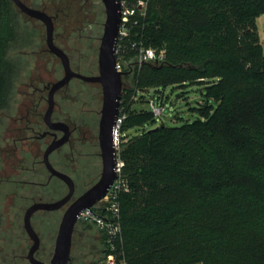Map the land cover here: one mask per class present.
Wrapping results in <instances>:
<instances>
[{"label":"trees","instance_id":"obj_1","mask_svg":"<svg viewBox=\"0 0 264 264\" xmlns=\"http://www.w3.org/2000/svg\"><path fill=\"white\" fill-rule=\"evenodd\" d=\"M146 1L144 42L166 55L139 69L125 66L122 76L133 75L134 85L121 94L126 260L264 264V46L255 29L264 0ZM14 7L0 0V112L12 88L6 52L15 38ZM173 79L202 87L199 117L155 125L150 110H130L137 90L162 89ZM233 80L244 84L227 89ZM103 244L98 264L107 254L104 235Z\"/></svg>","mask_w":264,"mask_h":264},{"label":"flooded vegetation","instance_id":"obj_2","mask_svg":"<svg viewBox=\"0 0 264 264\" xmlns=\"http://www.w3.org/2000/svg\"><path fill=\"white\" fill-rule=\"evenodd\" d=\"M50 12L52 42L67 56L70 70L86 77L97 76L99 74V47L105 22V9L102 1L100 0V6H97L96 0H54ZM36 20L40 21L39 19ZM41 23L43 24V22ZM43 26L45 28L44 24ZM45 44L46 50L58 62V65L56 64V76L53 81L45 83L39 81L31 85L32 93L35 94L33 108L28 107L25 112L22 111L12 116L13 125H9L8 130L15 133L12 137L14 148L11 149L15 155L14 161L21 163L27 155V153L24 155L20 153V148H17L18 144L23 147L22 143L32 142L35 148L34 155L37 157L32 161V164L34 166L35 163H38L44 167L47 172L46 180H31L19 176L9 177L6 181L9 185L37 187L36 190L34 188L32 195L20 197L23 199L21 206H24V213L34 203L56 202L64 198L69 192L68 183L61 177L51 174L44 159L46 150L53 146L47 156L48 162L56 171L71 180L73 190L70 198L60 207L50 210L38 209L31 215V225L39 238V247L34 256L48 263L53 250H49L48 240L43 241L36 227L49 226L48 223H51L52 226L58 223L59 226L66 208L93 186L100 179L103 171L99 126L103 94L99 82L76 76H72L64 84L53 88V85L64 77L65 70L61 59L50 51L46 42V35ZM50 94L52 106L50 116L46 120L45 115L49 108ZM121 103L120 97L117 116L122 109ZM116 119L110 125L115 160L114 132ZM36 217H38V225L34 224L33 219ZM22 227L24 229L23 221ZM24 233L32 244V240L25 229ZM73 235L74 231L72 239ZM72 244L71 241V249ZM19 251L21 250L19 249ZM27 254L24 256L26 259ZM17 257L22 258L21 255H13V258ZM68 264L98 263L88 262L84 254L79 255L77 259H72L70 250Z\"/></svg>","mask_w":264,"mask_h":264},{"label":"rangeland","instance_id":"obj_3","mask_svg":"<svg viewBox=\"0 0 264 264\" xmlns=\"http://www.w3.org/2000/svg\"><path fill=\"white\" fill-rule=\"evenodd\" d=\"M21 1L27 6L49 15L54 0ZM96 1L97 6H100V0ZM14 12L15 38L6 52V58L13 66L12 88L8 105L0 112V216L2 219L0 226V264H29L24 256L27 254L31 242L26 237L22 227L24 206H21L23 199L20 197L32 195L34 188L36 190L37 187L9 185L6 179L21 176V178L27 177L31 180L45 181L47 172L38 163L33 166L32 161L37 157L34 155V145L30 141L22 143L23 147L18 144L17 148H20V153L23 155L27 153V155L21 163L14 161L15 155L11 149L14 148L12 137L15 133L9 132L8 129L9 125H13L12 116L22 111L25 112L28 107L33 108L35 94L32 93L31 85L39 81L40 83L53 81L58 62L46 50L43 24L21 13L16 7H14ZM255 29L261 45L264 46V14L256 18ZM160 49L165 50L164 47ZM132 81L133 75L131 79L122 81V87L131 88L134 86ZM178 81V79H173L169 82L170 85H163L166 87L162 89L150 87L137 90L130 99L132 101L130 110L133 112L149 110V99L156 98L165 106V111L160 118H157L155 125L163 123L166 126H178L185 121L199 117L200 114L196 107L198 102H204L201 98L202 87L199 84L179 86L176 84ZM203 82L206 83V81ZM243 84L236 80L225 81L227 89ZM37 219L38 217L33 219L36 225H38ZM48 224L49 226L36 228L43 241L48 240L49 250H53L58 223L54 226L51 223ZM74 229L72 259H77L79 255L84 254L88 262H98L103 256L102 250L104 249L102 232L94 225L82 223H76ZM13 255H21L22 258H13Z\"/></svg>","mask_w":264,"mask_h":264},{"label":"water","instance_id":"obj_4","mask_svg":"<svg viewBox=\"0 0 264 264\" xmlns=\"http://www.w3.org/2000/svg\"><path fill=\"white\" fill-rule=\"evenodd\" d=\"M11 1L20 10L21 13L29 17L39 19L45 25L47 45L50 51L55 53L61 59L63 68L65 70L64 77L57 83H55L53 85V88L64 84L72 76L80 77L85 80L96 81L99 82L102 86L103 100L99 126L100 142L103 156V171L100 179L88 190H86L81 196L76 198L64 211L55 237L53 254L48 263L43 262L35 258L34 256L35 251L39 247V238L31 225V215L38 209L50 210L60 207L70 198L73 190L71 180L67 176L56 171L48 162L47 156L53 149V146H50L44 154L46 166L51 174L61 177L68 183L69 192L64 198L56 202H39L32 204L28 207L23 216L24 229L32 240V244L27 254L29 263L68 264L70 259L72 234L75 224L77 223V216L83 209L89 208L106 194L116 175V160L114 155L115 149L113 148L112 144L113 138L111 136L110 125L115 122L119 99L121 97L122 91V73L117 71L115 68L114 55V47L120 23V6L118 0H101L105 9V22L98 54L99 74L94 77H86L72 72L69 68L67 56L63 53V51H61L53 44L52 23L50 16L41 10L27 6L21 0ZM51 106L52 96L50 94L49 108L46 111L45 115L46 120H48L50 116Z\"/></svg>","mask_w":264,"mask_h":264},{"label":"built area","instance_id":"obj_5","mask_svg":"<svg viewBox=\"0 0 264 264\" xmlns=\"http://www.w3.org/2000/svg\"><path fill=\"white\" fill-rule=\"evenodd\" d=\"M120 6V23L114 47L115 68L123 75L125 66H137L139 69L145 62L159 63L165 59L166 52L147 46L143 39L141 17L146 13V0H118ZM131 59L127 60V56ZM149 110L157 119L162 116L165 106L156 98L148 101ZM125 112L117 116L115 124L116 163L115 178L106 194L89 208L83 209L77 216L78 221L90 222L104 235L107 254L99 264H128L124 249L121 228L120 195L128 191L127 180L121 174L123 161L119 155L121 140L120 126L125 118Z\"/></svg>","mask_w":264,"mask_h":264}]
</instances>
